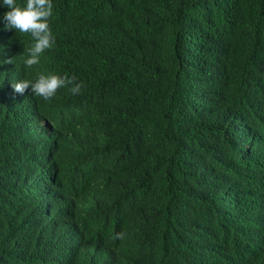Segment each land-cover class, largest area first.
<instances>
[{
	"label": "trees",
	"instance_id": "obj_1",
	"mask_svg": "<svg viewBox=\"0 0 264 264\" xmlns=\"http://www.w3.org/2000/svg\"><path fill=\"white\" fill-rule=\"evenodd\" d=\"M84 1L52 3L74 9ZM113 3L105 19L89 16L95 27H85L79 10L82 27L63 33L71 43L91 34L107 49V66L78 81L74 101L116 131L115 148L102 140L72 151L92 169L78 227L98 225L102 239L123 232L115 241L150 262L175 250L176 264H264V247L258 255L242 225L247 207L264 218V185L240 165L248 144L264 136V0ZM66 99L64 92L58 104ZM54 125L84 139L94 127L82 119ZM5 168L0 202L8 201ZM24 263L0 235V264Z\"/></svg>",
	"mask_w": 264,
	"mask_h": 264
},
{
	"label": "clouds",
	"instance_id": "obj_2",
	"mask_svg": "<svg viewBox=\"0 0 264 264\" xmlns=\"http://www.w3.org/2000/svg\"><path fill=\"white\" fill-rule=\"evenodd\" d=\"M116 3H118L116 1ZM52 0H0V172L4 165L8 201L0 202V235L16 245L24 264H176L175 250L150 262L136 246L120 244L125 233L102 239L98 225L81 230L92 169L72 153L78 145L108 140L116 131L96 119L90 106L75 102L83 81H93L107 66L106 50L90 34L71 43L64 31L82 27L79 10L105 19L113 0H85L77 8L55 7ZM71 11V13L68 12ZM52 16V17H51ZM67 94L64 105L58 101ZM45 108L43 100H53ZM78 119L94 127L87 138L64 134L54 122L72 127ZM243 176L264 185V136L252 141L240 158ZM33 225L25 226V220ZM242 225L258 255L264 247L262 212L247 207ZM184 264H199L195 259Z\"/></svg>",
	"mask_w": 264,
	"mask_h": 264
}]
</instances>
